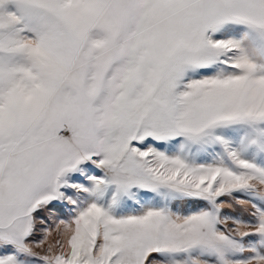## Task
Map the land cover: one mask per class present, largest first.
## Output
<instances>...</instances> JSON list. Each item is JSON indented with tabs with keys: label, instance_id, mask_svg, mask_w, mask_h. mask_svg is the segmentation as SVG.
Returning a JSON list of instances; mask_svg holds the SVG:
<instances>
[{
	"label": "snow or ice",
	"instance_id": "obj_1",
	"mask_svg": "<svg viewBox=\"0 0 264 264\" xmlns=\"http://www.w3.org/2000/svg\"><path fill=\"white\" fill-rule=\"evenodd\" d=\"M0 264H264V0H0Z\"/></svg>",
	"mask_w": 264,
	"mask_h": 264
}]
</instances>
